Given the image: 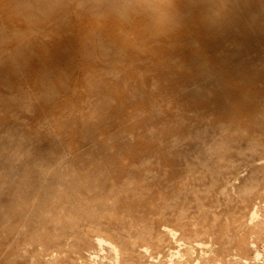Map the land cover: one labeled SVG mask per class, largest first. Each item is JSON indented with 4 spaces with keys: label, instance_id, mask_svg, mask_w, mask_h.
I'll use <instances>...</instances> for the list:
<instances>
[{
    "label": "rangeland",
    "instance_id": "1",
    "mask_svg": "<svg viewBox=\"0 0 264 264\" xmlns=\"http://www.w3.org/2000/svg\"><path fill=\"white\" fill-rule=\"evenodd\" d=\"M31 157L81 186L94 166L152 175L93 209L115 258L86 261L82 219V241L28 264H264V0H0V177Z\"/></svg>",
    "mask_w": 264,
    "mask_h": 264
},
{
    "label": "bare ground",
    "instance_id": "2",
    "mask_svg": "<svg viewBox=\"0 0 264 264\" xmlns=\"http://www.w3.org/2000/svg\"><path fill=\"white\" fill-rule=\"evenodd\" d=\"M12 10L14 8L5 9L3 13L8 14ZM44 52V49L32 51L38 59ZM257 143L258 138L248 131L241 135V142L233 148L236 154L242 156L255 150ZM60 158L44 160L31 157L22 168H11L0 177V264H13L15 255H20L24 264L38 262L82 241L84 228L77 224L82 219L88 220L91 226L85 229L88 241L92 242L86 261L95 262L100 251H104L108 259L115 258V246L109 241L103 242V238L94 230L101 228L102 223L97 221V212L93 209L95 206H106L107 201L117 199L123 192L130 196L146 193L143 180L150 177L152 172L139 169L136 174L118 175L106 181L101 179V169L94 166L85 175L90 180L81 186L79 181L82 176L71 175ZM104 168L109 170L111 164L105 163ZM255 212L253 206L248 213L249 221L255 217ZM67 218L70 219L69 223L66 222ZM65 224L67 227L49 245L47 233ZM164 231L170 248L182 246L185 253L190 255L195 251L207 250V244L203 241L183 242L174 237L175 232L171 228L164 227ZM145 250V247L141 248L142 254ZM175 252L170 250L168 254ZM259 254L255 249L254 257ZM177 260L180 261V258ZM123 264H130L129 259L124 257Z\"/></svg>",
    "mask_w": 264,
    "mask_h": 264
}]
</instances>
